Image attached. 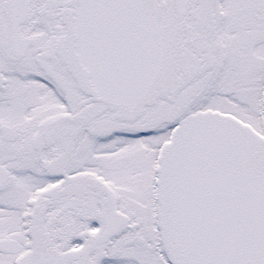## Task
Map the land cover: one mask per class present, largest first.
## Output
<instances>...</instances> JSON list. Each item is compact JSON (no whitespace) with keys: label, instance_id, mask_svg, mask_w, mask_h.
I'll return each mask as SVG.
<instances>
[{"label":"snow or ice","instance_id":"6c2138e0","mask_svg":"<svg viewBox=\"0 0 264 264\" xmlns=\"http://www.w3.org/2000/svg\"><path fill=\"white\" fill-rule=\"evenodd\" d=\"M0 264H264V0H0Z\"/></svg>","mask_w":264,"mask_h":264}]
</instances>
